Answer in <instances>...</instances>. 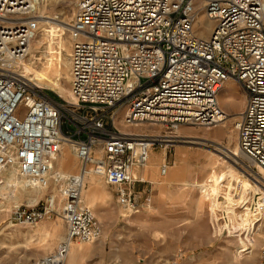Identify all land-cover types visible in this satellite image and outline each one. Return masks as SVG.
<instances>
[{
  "label": "built area",
  "instance_id": "obj_1",
  "mask_svg": "<svg viewBox=\"0 0 264 264\" xmlns=\"http://www.w3.org/2000/svg\"><path fill=\"white\" fill-rule=\"evenodd\" d=\"M44 18L37 0H0V180L15 170L44 190L62 183L67 231L35 264H66L74 242L102 237L84 200L89 165L114 187L119 206L141 212L135 184L145 181L134 170L147 166L152 150L180 143L182 127H212L227 116L219 95L231 81L246 97L235 128L249 176L231 187L238 198L231 211L262 220L264 0H79L66 23L70 100L37 86L25 69ZM65 145L80 172L54 177ZM54 201L15 207L13 220L36 226L52 216Z\"/></svg>",
  "mask_w": 264,
  "mask_h": 264
},
{
  "label": "rangeland",
  "instance_id": "obj_2",
  "mask_svg": "<svg viewBox=\"0 0 264 264\" xmlns=\"http://www.w3.org/2000/svg\"><path fill=\"white\" fill-rule=\"evenodd\" d=\"M78 1L41 0L40 13L45 18L28 58L32 62H28V59L25 62L26 71L32 72L39 79L36 68L46 64L50 55L54 61L48 77L49 84L44 88L53 96L69 100L71 42L66 23L74 17ZM235 83L232 84L233 87L226 85L219 95V105L227 114L225 122L222 121L227 124L226 127L220 130L222 122L212 127L184 126L181 132L196 136L207 135L208 139L203 140L205 143L202 145L180 142L172 148H179L181 145V151L195 153L193 161L181 162V191L176 194V199L181 203V221L177 220L180 215L153 214L152 210L132 213L119 206L114 187L108 185L104 176L96 171V165H89L84 200L94 209L97 219L102 223L103 235L94 242H74L72 247L80 249L82 256L75 261L69 255L66 264H264L261 257L264 247V217L258 224L252 225L253 229L248 233L243 226L244 221L248 220L245 214L239 216L237 210L234 213L231 211L238 199L236 191H232L231 187L238 181L248 184L249 176L244 173L242 163L236 164V159L227 158L220 148H234L238 143L235 123L245 107L246 97L240 85ZM57 85L64 88V94L58 91ZM226 102L228 103L225 104ZM212 138L219 140L217 143L212 142ZM154 150L165 151L163 148ZM65 154L73 159L70 165H64ZM237 157V160L242 159L240 152ZM214 166H217L218 176L229 169L233 174L230 176L232 181L223 178L216 181L214 178L211 184L208 175ZM54 168L60 173L76 174L80 172L81 163L72 148L65 145L54 162ZM199 171H203L202 177L189 179ZM7 173L8 171L4 175L7 176ZM97 173L101 174L99 177L102 179L99 184H95L98 197L91 200L89 193L94 186L92 177ZM12 180L11 175L0 184V202H5L4 196L10 189ZM183 181L209 185L191 186L188 183L185 186ZM24 182L28 186H36L32 182ZM61 187L62 183L52 180L51 186L42 191L32 205L28 201L27 191L21 196L19 206L25 208L39 207L46 204L50 195L54 196L52 216L43 219L36 226L13 220L16 207L14 200L8 211L0 210V260L3 264H35L58 247L67 231ZM197 206L204 211L194 215L193 211ZM245 213L249 216V209ZM237 217L239 223L236 221ZM233 225L235 226L232 228ZM242 242L247 244L246 250Z\"/></svg>",
  "mask_w": 264,
  "mask_h": 264
},
{
  "label": "crops",
  "instance_id": "obj_3",
  "mask_svg": "<svg viewBox=\"0 0 264 264\" xmlns=\"http://www.w3.org/2000/svg\"><path fill=\"white\" fill-rule=\"evenodd\" d=\"M232 84H234V82L231 81L226 85L233 86ZM194 154L195 153L189 150L181 151V145H179V148L167 151L152 150L150 152L147 166L134 170V174L145 181L144 183L138 182L135 184V190L141 196L144 208L142 209L143 211L152 210L151 212L153 214H167L170 216L180 215L177 220L181 221V203L176 199L177 192L181 191V162L184 161L185 163H189L193 161ZM164 165H167V170L165 173H162V167ZM216 168L217 166H214L213 171L211 170L208 175V181H211V184L214 178L216 181L220 178L230 179V181H232L230 176H233V174L229 169L221 172V175L218 176ZM202 176L203 171H199V173L193 174L189 179L194 180L195 177L199 179ZM188 183L190 182L183 181V185L185 186ZM190 184H192L191 186L198 184L209 185L198 182ZM202 210L203 209L197 206V208H194V215L203 213L204 210ZM71 251V254H69L70 259L75 258V261H78L82 256L81 250L72 247Z\"/></svg>",
  "mask_w": 264,
  "mask_h": 264
},
{
  "label": "bare ground",
  "instance_id": "obj_4",
  "mask_svg": "<svg viewBox=\"0 0 264 264\" xmlns=\"http://www.w3.org/2000/svg\"><path fill=\"white\" fill-rule=\"evenodd\" d=\"M38 1V3H39V6L41 7V0H37ZM71 1V0H70ZM32 52V51H31ZM49 54V53H48ZM31 55V54H30ZM44 56H45V54H44ZM48 57V56H47ZM53 61H54V59L52 58V57H50V55H49V60H48V62H46V64H44V65H41V66H39L38 68H36L37 69V71H38V73H39V79H36V77H34L33 76V74H32V72H30V71H27V73H29L31 76H32V78L31 79H33V81L36 83V85L37 86H39V87H44L45 85H48L49 83H48V77H49V74H50V72H51V68H52V66H53ZM28 62H32V59L31 60H29L28 59ZM25 69H26V67H25ZM37 80V81H35V80ZM57 87H58V91L61 93V94H64V92H63V87L62 86H60V85H57ZM233 87V86H232ZM69 94H70V91H69ZM228 102H226L225 104H227ZM227 118V116H225V115H223V114H221L220 116H219V123L220 122H222V121H224L225 119ZM225 122V121H224ZM224 122H222V123H220V124H222V126H221V131H222V127H226V125L227 124H225ZM183 128V127H182ZM181 130V129H180ZM179 130V137L182 139V141L181 142H187V143H191V144H193V143H195V144H204L205 142L203 141V140H206V139H208L207 138V135H205V136H196V135H190V134H187L186 132H181ZM227 133H228V131H227ZM201 137V138H200ZM204 137V138H203ZM209 137V136H208ZM213 140H210V141H212V142H216V141H218L219 139H216V138H212ZM211 143V142H210ZM217 143V142H216ZM220 147V146H219ZM238 146L236 145L234 148H224L223 149V146H221L220 148H221V153L222 154H224L227 158H229V159H236V164L237 163H241V161L238 159L237 160V155L239 154V152H238V150H239V148H237ZM62 153V152H61ZM60 153V154H61ZM63 156V155H62ZM63 159H64V162H65V164L64 165H70L71 163H72V161H73V159L71 158V156H69L68 154H65V156L63 157ZM61 161V160H60ZM59 161V162H60ZM58 162V163H59ZM62 164H63V162H62ZM62 164H61V166H62ZM53 168H54V164H53ZM212 171H213V169H212ZM213 173V172H212ZM211 173V174H212ZM215 174V173H214ZM4 175V174H3ZM7 176H2V178H1V180H0V184L2 183V182H4V181H6L8 178H10V176L12 175V182H10V185H11V187H10V189H8V191L6 192V194H5V196H4V200H5V202H0V210L1 211H3V210H9V207H10V203H11V201H15L16 202V207H18L19 206V204H20V199H21V196L23 195V193L25 192V191H27L28 193H29V198H28V201L31 203V205H32V203H34V202H36L37 201V199L39 198V196H40V194H41V192L42 191H44V189H41L39 186H38V184L37 183H35L34 181H31L32 183H34V184H36V186H34V187H32V186H28L24 181H25V179H24V181H23V178H21L18 174H17V172H15L14 170H9L8 171V173L6 174ZM51 175H54V177H65L66 175H68V174H66V173H60V172H57L56 170H55V168L53 169V172H52V169H51ZM99 176H101V174H95V175H93V177H92V180H93V188H92V190H90V193H89V196H90V198L92 199V200H94L96 197H98V192H97V188L95 187V184H99V181L102 179L101 177H99ZM261 180L264 182V177H261ZM27 181V180H26ZM91 183H92V181H91ZM85 185H86V176H85ZM254 189H255V187H254ZM85 190V189H84ZM257 190V189H256ZM7 199V200H6ZM247 221V220H246ZM257 221H259V219H257V217L255 216V215H253V214H249V216H248V221L247 222H245L243 225L245 226V230L247 229V231H248V233H249V230L250 229H253L252 228V224H256L257 223ZM249 222V223H248ZM248 226V227H247ZM247 233V234H248ZM249 241V240H248ZM243 243V247H245V250L248 248V247H246L247 246V244L245 243V242H242ZM249 243H250V245H252V243L249 241ZM74 259V258H73ZM69 260V259H68ZM69 264V263H68Z\"/></svg>",
  "mask_w": 264,
  "mask_h": 264
}]
</instances>
